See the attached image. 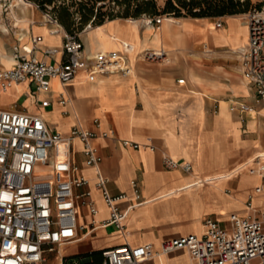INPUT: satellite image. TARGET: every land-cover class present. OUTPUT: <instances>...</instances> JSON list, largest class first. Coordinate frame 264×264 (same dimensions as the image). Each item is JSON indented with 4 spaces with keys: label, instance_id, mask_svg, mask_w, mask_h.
Instances as JSON below:
<instances>
[{
    "label": "crops",
    "instance_id": "0c3cea01",
    "mask_svg": "<svg viewBox=\"0 0 264 264\" xmlns=\"http://www.w3.org/2000/svg\"><path fill=\"white\" fill-rule=\"evenodd\" d=\"M38 11L30 18L13 17L19 26H26V20H41ZM142 19L116 17L79 32L88 54L121 51L122 42L133 45L135 51L127 56L132 68L127 76L107 73L86 82L80 74L67 90L72 97L66 106L68 115L61 113L63 108L57 103L45 108L36 103L46 95L57 96L61 87L56 80L49 94L34 93L27 81L0 94V108L41 114L62 132L77 118L90 128L91 120L98 117L100 128H112L115 133V138L94 140L109 191L126 194L127 199L121 202L124 207L133 197L130 180L135 179L146 200L124 219L125 236L113 226L90 230L89 216L83 209L81 220L88 232H82L80 240L58 247V255L46 251L44 264H69L80 256L86 258L84 264H101V249L125 241L131 245L151 243L157 250L167 238L199 234L206 217L226 224L231 214L245 215L249 196L255 208L264 207V104L246 85L237 57L231 53L247 40L245 23L234 14L221 16V27L214 26L212 17L165 16L156 28L142 26ZM31 31L43 36L39 46H61L62 34L51 35L39 24ZM203 46L211 53H202ZM156 49L165 51L168 60L140 57L144 50ZM188 50L193 51L191 57ZM34 55L43 57L40 50ZM12 63L11 56L0 51V68ZM181 78L183 84L177 82ZM232 101L243 102L252 110L231 111ZM119 139L140 142L141 148L123 147ZM148 144L154 149L145 146ZM164 154L189 162L192 171L165 169ZM81 171L89 180L98 208L95 220L101 222L108 209L94 188V169L81 165ZM60 256H64L62 263ZM185 258L179 251L142 264H188Z\"/></svg>",
    "mask_w": 264,
    "mask_h": 264
},
{
    "label": "built area",
    "instance_id": "2783aa9c",
    "mask_svg": "<svg viewBox=\"0 0 264 264\" xmlns=\"http://www.w3.org/2000/svg\"><path fill=\"white\" fill-rule=\"evenodd\" d=\"M29 6L40 10L41 20H28L26 26H19L13 18L10 25L14 38L10 48L13 63L0 68V94L24 81L34 93L49 94L56 78L61 91L55 98L46 95L36 103L41 108L57 103L63 108L61 113L68 115L66 106L72 97L67 90L80 74L86 82L107 73L131 74L127 58L132 49L129 43L122 42L121 51L99 50L88 54L79 32L70 34L59 23L52 12L53 4L41 8L31 2ZM241 16L247 28V40L231 53L237 57L246 85L264 104V8H252ZM142 18L144 26H158L163 20L162 15L143 14ZM35 24L45 26L51 35L62 34L61 46H39L44 39L32 33ZM221 25L219 20L214 22L215 27ZM91 26L90 21L82 30ZM35 50H40L43 57L34 55ZM202 53L209 54L211 49L203 46ZM140 57L148 61L168 60L163 50H144ZM177 82L183 84L184 79ZM229 109L249 112L252 107L232 101ZM91 123L92 127H86L77 118V122L62 132L48 124L41 114L0 108V264H44L46 251L58 255V247L78 241L82 232H88L81 220L85 216L83 209L89 216L90 230L113 226L126 235L124 219L146 200L135 179L130 180L133 197L124 207L121 202L127 199L126 194L109 191L108 178L99 168L102 156L94 140L115 138V133L112 128H100L98 117ZM118 141L123 147L141 148L140 142ZM145 146L154 149L152 144ZM81 165L94 169V188L108 209L107 218L101 222L95 220L98 208ZM162 165L167 170L192 171L189 162L176 161L167 154L162 156ZM246 206L245 215L231 214L226 224L206 217L199 234L167 238L157 250L151 243L131 245L127 241L103 248L101 264H142L155 256L179 251L186 254L188 264H264V207L255 208L250 196ZM85 259L80 256L69 264H84ZM63 260L64 256H60L59 262Z\"/></svg>",
    "mask_w": 264,
    "mask_h": 264
},
{
    "label": "trees",
    "instance_id": "16d2710c",
    "mask_svg": "<svg viewBox=\"0 0 264 264\" xmlns=\"http://www.w3.org/2000/svg\"><path fill=\"white\" fill-rule=\"evenodd\" d=\"M36 1L38 2L35 3L41 8H44L45 4H53L52 12L66 32L70 34L80 32L85 24L90 21L92 26H97L102 24L105 20H111L116 17L137 18L143 14L154 16L159 13V7L156 0H124V8L122 12H119L118 14L109 13L106 15L101 12L103 6L96 7L94 2H92L90 6H87L86 3L80 1L76 11H72L71 7L65 5L61 6L56 3L55 0ZM112 1L121 4L120 0ZM249 3V0H176V2H173V0H166L162 13L167 15L172 14L175 17H215L245 13L252 9L249 8ZM95 10L96 13H94ZM77 16L78 19H76Z\"/></svg>",
    "mask_w": 264,
    "mask_h": 264
},
{
    "label": "rangeland",
    "instance_id": "374dc122",
    "mask_svg": "<svg viewBox=\"0 0 264 264\" xmlns=\"http://www.w3.org/2000/svg\"><path fill=\"white\" fill-rule=\"evenodd\" d=\"M24 1L26 2V5H24V4L18 5V2H19L18 0H0V41L2 43V50L4 52L8 53L9 55H10L11 44L13 43V40H14L12 32H11V26H10L14 22V20H13L14 14H15V17L17 16L19 19H21V18H30L32 12L39 13L38 9H36L34 7H30L28 5L29 2H38V1H36V0H24ZM80 1H82L83 3H86L87 6H90L92 4V2L95 3L96 7L103 6V8L101 9V12H103L105 15L109 14V13L118 14L119 12H122L123 8H124V4H123L124 0H120L121 4H117L116 2H113L112 0H104V1H98V0H55V2L61 6L65 5V6L71 7L72 11H76ZM186 1H188V0H186ZM156 2H157V5L159 7L158 15H162V16L166 15V16L175 17L172 14L167 15V14L162 13V9L166 3V0H156ZM173 2H176V0H173ZM249 2H250L249 8H257V9L264 8V0H249ZM94 13H96V10L94 11ZM242 14L243 13L234 14V15H238L239 18H243V16H241ZM220 17L221 16L212 17L213 18L212 20L215 22ZM127 18H134V17H127ZM138 18L139 19L142 18V15L135 18V19H138ZM105 19H106V16H105ZM26 21L28 22V20H26ZM142 26H144V25L142 24ZM76 27H78V26H76ZM153 27L156 28L157 26L154 25ZM2 50L0 48V51H2ZM187 53L191 57V55L193 54V51L188 50ZM225 191H227V190H225ZM262 201L264 202V199H262ZM183 261L185 263H188L187 257L185 259H183Z\"/></svg>",
    "mask_w": 264,
    "mask_h": 264
},
{
    "label": "bare ground",
    "instance_id": "6f19581e",
    "mask_svg": "<svg viewBox=\"0 0 264 264\" xmlns=\"http://www.w3.org/2000/svg\"><path fill=\"white\" fill-rule=\"evenodd\" d=\"M18 1H19V2H18V5H20V4H24V5H26V2H25L24 0H18ZM30 4H31V2L28 3V5H30ZM16 5H17V4H16ZM16 5H15V6H16ZM28 5H27V6H28ZM165 16H166V15L163 16V20L165 19ZM13 18H14V17H13ZM91 27H92V26H91ZM152 27H153V26H152ZM45 30H46V29H45ZM130 45H131V44H130ZM131 47H132V49L129 50L128 54L134 53V51H135L134 46L131 45ZM158 50H162V49H156L155 51H158ZM138 55H139V54H138ZM11 58H12V57H11ZM77 78H78V77H77ZM53 80H56V81H57L56 78H54ZM53 80H52V81H53ZM57 82H58V81H57ZM75 82H76V80H75ZM173 159H174V158H173ZM174 160H175V159H174ZM176 161H177V160H176Z\"/></svg>",
    "mask_w": 264,
    "mask_h": 264
}]
</instances>
